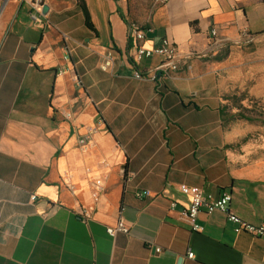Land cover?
Returning <instances> with one entry per match:
<instances>
[{
  "label": "crops",
  "instance_id": "obj_1",
  "mask_svg": "<svg viewBox=\"0 0 264 264\" xmlns=\"http://www.w3.org/2000/svg\"><path fill=\"white\" fill-rule=\"evenodd\" d=\"M84 1L95 31L76 0H45L43 25L15 0L0 15V264H264V240L220 212L193 232L179 189L230 193L236 215L264 224L258 122L222 99L226 49L264 36V0H169L136 21L125 0ZM134 24L146 48L177 45L179 71L130 62ZM120 216L130 233L112 237Z\"/></svg>",
  "mask_w": 264,
  "mask_h": 264
},
{
  "label": "built area",
  "instance_id": "obj_2",
  "mask_svg": "<svg viewBox=\"0 0 264 264\" xmlns=\"http://www.w3.org/2000/svg\"><path fill=\"white\" fill-rule=\"evenodd\" d=\"M11 0H7L9 3ZM20 4H26L30 8V15L35 24L43 25V18L45 17L44 8L45 0H15ZM168 2L169 0H163ZM214 37L217 36L218 32L216 28L211 30ZM130 36L134 40V44L127 52L130 62L137 66L144 59L152 58L153 56H158L162 59V64L160 66V71L166 76H170L171 73L179 71V65L177 62L178 58V47L169 38L165 37L161 40L159 45L152 48L144 47L141 42L145 39V30L140 28L138 25H132L130 30ZM115 52L113 49H108L104 54L102 64L100 66L101 71L109 72L114 67ZM134 77L138 80H142L145 76L136 71ZM155 79V77H152ZM86 139L80 141V145L86 148L89 144ZM180 191L182 194L190 198V203L185 206L181 212L182 216L190 224L193 232H202L204 227L198 222V217L201 213L211 215L216 212H220L226 216L227 223L232 227L236 234H249L256 238L264 240V224H254L243 220L238 215H236L231 210L232 195L230 193H223L216 197L212 194L205 193L200 187L188 186L182 184L180 186ZM150 194L147 191L138 193L139 198L148 197ZM36 196H32V201L34 202ZM176 202H171V208L176 207ZM107 232L110 236L114 237L117 234L128 235L130 233V228L127 225L125 219L120 216L117 224L115 226H110L107 228ZM156 253H161V248L155 249ZM195 254L193 252L188 254V259H194Z\"/></svg>",
  "mask_w": 264,
  "mask_h": 264
},
{
  "label": "rangeland",
  "instance_id": "obj_3",
  "mask_svg": "<svg viewBox=\"0 0 264 264\" xmlns=\"http://www.w3.org/2000/svg\"><path fill=\"white\" fill-rule=\"evenodd\" d=\"M130 20L147 18L163 0H125ZM7 5V0H0V15ZM133 18V19H132ZM229 66L226 87L222 99L224 109L230 117L244 116L257 121L251 138L264 143V36L244 39L226 49ZM233 119V118H232ZM233 121V120H231Z\"/></svg>",
  "mask_w": 264,
  "mask_h": 264
},
{
  "label": "trees",
  "instance_id": "obj_4",
  "mask_svg": "<svg viewBox=\"0 0 264 264\" xmlns=\"http://www.w3.org/2000/svg\"><path fill=\"white\" fill-rule=\"evenodd\" d=\"M77 1V4L78 6L83 10L84 12V15H85V23H86V26L88 27V29L92 30V31H95V28H94V25L92 23V20H91V16H90V13L88 11V8H87V5H86V2L84 0H76ZM241 118H244V119H247V120H251L250 118H247V117H244V116H240Z\"/></svg>",
  "mask_w": 264,
  "mask_h": 264
},
{
  "label": "water",
  "instance_id": "obj_5",
  "mask_svg": "<svg viewBox=\"0 0 264 264\" xmlns=\"http://www.w3.org/2000/svg\"><path fill=\"white\" fill-rule=\"evenodd\" d=\"M46 11H47V9L45 8V9H44V14H46Z\"/></svg>",
  "mask_w": 264,
  "mask_h": 264
}]
</instances>
